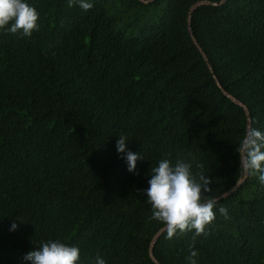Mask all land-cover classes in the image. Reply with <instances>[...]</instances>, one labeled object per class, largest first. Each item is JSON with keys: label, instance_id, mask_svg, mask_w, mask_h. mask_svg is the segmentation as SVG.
Returning a JSON list of instances; mask_svg holds the SVG:
<instances>
[{"label": "trees", "instance_id": "obj_1", "mask_svg": "<svg viewBox=\"0 0 264 264\" xmlns=\"http://www.w3.org/2000/svg\"><path fill=\"white\" fill-rule=\"evenodd\" d=\"M26 2L38 29H0V264H31L48 240L78 247L77 264H190L192 250L264 264V184L237 151L264 132V0ZM165 158L210 180L215 219L195 241L149 219L142 190Z\"/></svg>", "mask_w": 264, "mask_h": 264}, {"label": "clouds", "instance_id": "obj_2", "mask_svg": "<svg viewBox=\"0 0 264 264\" xmlns=\"http://www.w3.org/2000/svg\"><path fill=\"white\" fill-rule=\"evenodd\" d=\"M77 3L88 11L93 4L86 0H68V6ZM39 13L26 0H0V29L5 33L31 36L38 29ZM10 24V27L8 25ZM127 137L120 135L116 141L117 152L127 162V170L135 172L137 160L143 159L138 153L127 149ZM239 152V167L246 175H258L259 182L264 184V132L249 126L246 134L237 148ZM151 178L148 187L143 189L147 202L152 206L150 220L163 222L166 232L165 239H172L178 232L184 234L193 232V241L204 234L206 226L215 219L213 208L216 200L201 201L203 192H210V180L203 174L194 175L191 164L177 160L172 166L169 159H161L158 166L151 168ZM219 212L227 218V209L223 206ZM17 225L13 223L12 229ZM194 230V231H193ZM197 252L192 250L187 257L190 264H196ZM23 260L31 264H77L80 260V250L58 240H48L38 249L28 251ZM95 264H106L99 255Z\"/></svg>", "mask_w": 264, "mask_h": 264}, {"label": "water", "instance_id": "obj_3", "mask_svg": "<svg viewBox=\"0 0 264 264\" xmlns=\"http://www.w3.org/2000/svg\"><path fill=\"white\" fill-rule=\"evenodd\" d=\"M234 187H235V186H234ZM232 189H233V188H232ZM232 189H231V190H232ZM231 190H230V191H231Z\"/></svg>", "mask_w": 264, "mask_h": 264}]
</instances>
